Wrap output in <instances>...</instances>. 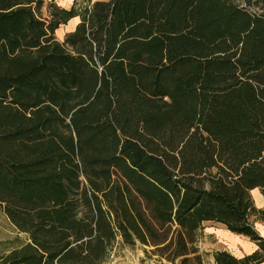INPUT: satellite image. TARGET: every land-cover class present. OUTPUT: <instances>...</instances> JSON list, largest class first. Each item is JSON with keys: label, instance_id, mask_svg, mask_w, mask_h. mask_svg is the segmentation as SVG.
<instances>
[{"label": "trees", "instance_id": "obj_1", "mask_svg": "<svg viewBox=\"0 0 264 264\" xmlns=\"http://www.w3.org/2000/svg\"><path fill=\"white\" fill-rule=\"evenodd\" d=\"M255 187L264 0H0V205L25 235L0 264H105L117 243L259 264ZM210 221L255 249L202 248Z\"/></svg>", "mask_w": 264, "mask_h": 264}, {"label": "rangeland", "instance_id": "obj_2", "mask_svg": "<svg viewBox=\"0 0 264 264\" xmlns=\"http://www.w3.org/2000/svg\"><path fill=\"white\" fill-rule=\"evenodd\" d=\"M57 4L67 7L72 0H55ZM77 19L75 17L67 20L66 23L60 24L54 31L55 38L59 41L62 40L64 34L71 30V28L76 23ZM251 198L255 205L256 198L253 195L255 191H251ZM254 226L257 228L259 232H263V227L261 222L258 220L254 221ZM205 230L211 231L214 230L215 234L218 236L217 239H220L218 244L216 245L219 248L229 249L233 253H239L244 249V237L235 236L225 230L224 227L217 223L206 224ZM205 233V232H203ZM207 234V233H206ZM205 234V239L207 242H210L211 239L208 234ZM25 235L23 233L18 232L15 229L14 225L11 224L7 216L4 214L2 206L0 205V253L8 249L13 244L17 243L16 239H23ZM145 249H149V247H145ZM145 253L139 245H135V247L130 248L119 243L115 244L110 251V255L108 256V260L105 264H170L169 261L164 260L161 261L156 256ZM210 259V257H209ZM157 260V262H156ZM159 260V261H158ZM163 260V259H162Z\"/></svg>", "mask_w": 264, "mask_h": 264}, {"label": "crops", "instance_id": "obj_3", "mask_svg": "<svg viewBox=\"0 0 264 264\" xmlns=\"http://www.w3.org/2000/svg\"><path fill=\"white\" fill-rule=\"evenodd\" d=\"M251 191H255L254 192V196H255V198H256V201H255V206H257V207H261V206H263L264 205V196H263V194L259 191V189H258V187H255V188H252L251 190H250V193H252ZM211 224V221L210 222H204L203 224H204V228H203V232H205V233H203L204 234V236H203V238H202V240L199 242V244H200V246L202 247V248H204V249H206V250H211V249H225V248H219V247H217L216 245L218 244V242L220 241V239H217L218 238V236L215 234V232H214V230L213 229H211V231H209V230H205V226H206V224ZM212 223H216V222H212ZM217 224H219V225H221L222 227H224L222 224H220V223H217ZM225 228V227H224ZM227 229V228H226ZM225 229V230H226ZM227 231L229 232V233H231V234H233V235H235V236H240V237H244L245 238V240H243V242H244V249L241 251V252H239L238 254L237 253H233V252H231L229 249H225V250H228V251H230L231 253H233L234 255H236V256H241L243 253H248V252H250V251H252L253 249H255V247H256V245H255V243L253 242V241H251L249 238H247L246 236H244V235H238V234H235V233H233V232H231V231H229L228 229H227ZM208 234V236L210 237V239H211V241L210 242H207V240L205 239V234ZM206 234V235H207ZM159 261V260H158ZM161 261H164V260H162L161 259ZM210 261H212L211 259H210ZM156 262H157V260H156ZM259 264H264V260L262 261V262H260Z\"/></svg>", "mask_w": 264, "mask_h": 264}]
</instances>
